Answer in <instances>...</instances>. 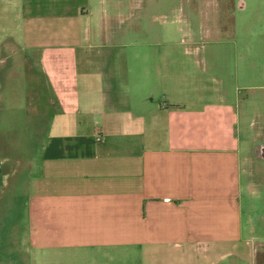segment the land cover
Returning <instances> with one entry per match:
<instances>
[{
    "label": "crops",
    "instance_id": "1",
    "mask_svg": "<svg viewBox=\"0 0 264 264\" xmlns=\"http://www.w3.org/2000/svg\"><path fill=\"white\" fill-rule=\"evenodd\" d=\"M261 2L236 10L259 14ZM15 20L6 32L18 70L27 89L41 80L50 121L27 187V247L0 250L13 256L0 264L264 263V57L254 47L221 58L215 89H164L171 76L153 56L108 54L116 17L105 0H24ZM7 60L19 55L4 57L0 16V84Z\"/></svg>",
    "mask_w": 264,
    "mask_h": 264
},
{
    "label": "rangeland",
    "instance_id": "2",
    "mask_svg": "<svg viewBox=\"0 0 264 264\" xmlns=\"http://www.w3.org/2000/svg\"><path fill=\"white\" fill-rule=\"evenodd\" d=\"M23 1L0 0L4 57L19 55L17 62L7 60L3 64L0 84V164L9 172L0 187V218L4 219L0 224V250L27 247V187L34 186L37 172L41 170L43 141L47 138L45 125L50 121V117L42 116L40 108L47 102L46 88H41L39 79L33 89H27L18 70L22 54L13 53L16 50L6 32L8 21H16V12ZM105 1L108 12L116 17V25L108 35V40L116 46L108 49V54L153 56L162 77L171 76L166 80L168 83L163 80L164 89H169L172 85L167 84L173 82L177 88L178 84L185 87L183 80H187L188 88L196 90L217 88L221 58L238 55L244 42L254 47L255 59L260 63L264 57L259 51L260 42H264V0L259 14L236 10L241 5L250 7L251 0ZM233 34L237 35L236 40ZM118 45L125 47L119 49ZM35 68L42 76L39 67ZM258 191V196L250 200L255 216L263 210L259 197L263 191ZM13 222L15 227L11 229ZM10 257L13 256L0 255L4 263Z\"/></svg>",
    "mask_w": 264,
    "mask_h": 264
},
{
    "label": "flooded vegetation",
    "instance_id": "3",
    "mask_svg": "<svg viewBox=\"0 0 264 264\" xmlns=\"http://www.w3.org/2000/svg\"><path fill=\"white\" fill-rule=\"evenodd\" d=\"M239 8V6H238ZM9 172L7 170V167H4L2 166V172H1V175H0V187L3 186V182H2V177L5 175H7Z\"/></svg>",
    "mask_w": 264,
    "mask_h": 264
},
{
    "label": "trees",
    "instance_id": "4",
    "mask_svg": "<svg viewBox=\"0 0 264 264\" xmlns=\"http://www.w3.org/2000/svg\"><path fill=\"white\" fill-rule=\"evenodd\" d=\"M257 255H258V259L262 256V249H258V251H257Z\"/></svg>",
    "mask_w": 264,
    "mask_h": 264
},
{
    "label": "water",
    "instance_id": "5",
    "mask_svg": "<svg viewBox=\"0 0 264 264\" xmlns=\"http://www.w3.org/2000/svg\"><path fill=\"white\" fill-rule=\"evenodd\" d=\"M1 172H2V166L0 164V175H1ZM5 178V175L2 177V182H3V179Z\"/></svg>",
    "mask_w": 264,
    "mask_h": 264
}]
</instances>
